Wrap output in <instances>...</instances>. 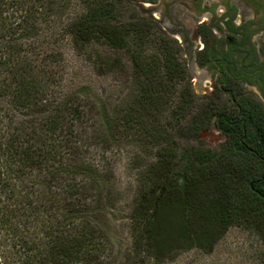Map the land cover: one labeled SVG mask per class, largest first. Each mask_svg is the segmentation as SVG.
<instances>
[{
	"label": "trees",
	"instance_id": "obj_1",
	"mask_svg": "<svg viewBox=\"0 0 264 264\" xmlns=\"http://www.w3.org/2000/svg\"><path fill=\"white\" fill-rule=\"evenodd\" d=\"M157 1L0 0V264H108L97 190L109 172L106 148L131 133L157 150L135 176L130 264H163L167 243L176 231L191 238L190 225L195 240L211 237L203 249L211 252L234 224L256 229L264 264V110L245 97L236 116L222 100L195 110L182 46L137 6ZM132 42L157 48L141 54ZM98 46L128 51L141 82L111 112L60 89L64 48L106 61ZM214 120L226 141L194 145ZM95 145L106 147L101 165L87 157Z\"/></svg>",
	"mask_w": 264,
	"mask_h": 264
},
{
	"label": "rangeland",
	"instance_id": "obj_2",
	"mask_svg": "<svg viewBox=\"0 0 264 264\" xmlns=\"http://www.w3.org/2000/svg\"><path fill=\"white\" fill-rule=\"evenodd\" d=\"M166 1V3H164V0H158L156 3H143L146 10L142 12V15L153 18L168 37L176 39L178 44L182 46L180 56L188 67L189 80L197 96L195 110L200 111L201 107L211 101L220 104L219 100H222L226 102L224 108L228 113L236 116L239 112L237 101L240 97L255 100L264 110V103L259 98L257 90L246 88L241 82L233 84L231 89L223 90L218 87L212 89L215 84H211L210 81L213 82L214 79L211 80L210 77H206L205 70L198 64L199 54L197 49L194 47L189 48L187 44L182 42L183 37L179 33H170L166 27L168 22L162 24L158 20L165 7L180 9V4L184 5L186 3H179L177 0ZM150 5H155V7H150ZM148 12H152L154 17L150 16ZM127 14L130 15V12ZM186 26L193 28L189 40H198L196 34L197 23L193 19H187ZM261 39H263L262 48L264 49V38ZM138 47L140 46L132 42L131 48L134 52L143 50L141 54H148L153 52L157 45L155 42H149L145 46L146 49ZM98 49L101 55L107 59L106 61L100 62L95 58H89L87 57L88 52L77 54L71 47L64 48V51L66 50L64 56L66 75L60 89L63 92L79 89L83 100L86 99L87 101L89 98L97 103L100 110L104 107L107 112H111L120 109L135 99L141 88V82L138 80V76L135 75L134 66L128 57V51H117L108 46H98ZM259 59L264 64V51L259 52ZM212 72L210 71L209 74H212ZM200 82H202V86H200ZM233 94L235 100L232 99ZM168 118L172 119L170 111L163 113L162 119L168 120ZM96 119L97 117L91 119L89 117L88 124H85L89 134H92L94 130L93 120ZM137 136L138 134L131 133L119 137L107 148L101 145L90 146L87 154L88 159H92V163L101 165L100 156L103 155L106 148L104 152L105 160L109 162L107 177L104 182L99 183V189L97 190V194L101 193L100 195L103 197L102 207L104 206L105 209L102 208L103 211L97 212L95 219V221L101 223V228L107 232V236L111 237V240L105 242L107 245L105 250L106 263L108 264H130L131 261L136 260V257L129 258L128 251L131 246V238L127 234H129L128 229L131 220L127 218V215L135 193L134 184L138 167L141 164H148L152 160L151 155H154L157 150V144L154 145L149 138ZM226 138V135L215 125L214 120L208 129L201 130L198 133L194 145L202 143L204 147L216 148L222 145ZM182 144L179 145L180 149L185 145V143ZM193 228L194 226L190 225L191 233H193H190L191 238L187 236L188 234L176 231L171 242L167 243V247L161 254L163 264H262L260 257L263 248L262 243L256 229L252 226L241 224L230 226L215 242L212 251L208 253L204 252L203 249L208 248L209 241L212 240L211 237L195 240L198 228L197 226L194 230ZM143 264H146V262Z\"/></svg>",
	"mask_w": 264,
	"mask_h": 264
},
{
	"label": "flooded vegetation",
	"instance_id": "obj_3",
	"mask_svg": "<svg viewBox=\"0 0 264 264\" xmlns=\"http://www.w3.org/2000/svg\"><path fill=\"white\" fill-rule=\"evenodd\" d=\"M177 2L186 4H180V9L165 7L159 21L168 22L170 33H179L182 42L197 49L198 64L206 77L214 79L212 89H231L241 82L246 88H255L264 103V64L259 59V52L264 51V0ZM187 19L197 23L198 40H189L193 28L186 26Z\"/></svg>",
	"mask_w": 264,
	"mask_h": 264
},
{
	"label": "water",
	"instance_id": "obj_4",
	"mask_svg": "<svg viewBox=\"0 0 264 264\" xmlns=\"http://www.w3.org/2000/svg\"><path fill=\"white\" fill-rule=\"evenodd\" d=\"M140 6V9L142 10V11H145L146 10V7H145V4H143V3H140L139 4ZM149 7V6H148ZM150 7H155V5H150ZM149 13V15L150 16H153L154 17V15L152 14V12H148ZM158 19V18H157ZM159 20V19H158Z\"/></svg>",
	"mask_w": 264,
	"mask_h": 264
}]
</instances>
